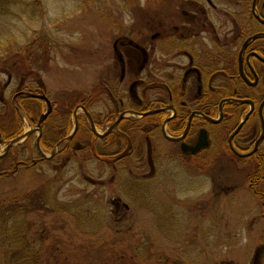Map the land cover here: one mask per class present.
<instances>
[{"label": "rangeland", "instance_id": "rangeland-1", "mask_svg": "<svg viewBox=\"0 0 264 264\" xmlns=\"http://www.w3.org/2000/svg\"><path fill=\"white\" fill-rule=\"evenodd\" d=\"M211 1L217 6H236L232 0ZM249 1L238 3L248 6ZM193 2L206 3L1 1L0 6H9L0 9L3 40L24 49L40 38L48 47L37 72L29 73L23 65L11 76L0 71L2 98L14 107L18 99L12 101V97L20 91L45 94L57 117V113H67L65 104L71 97L87 92L95 100L100 89L104 101H93L89 111L95 113L96 129L102 132L110 122L103 119L112 118V101L117 96L124 98L128 88V83H119V73L111 65L113 41L125 35L135 40L149 36L153 51H158L159 38L150 36L162 22L172 28L174 6H192ZM30 82L35 84L28 88ZM111 91L116 96L109 98ZM8 112L7 106L0 110V120H11ZM102 112L104 118L99 115ZM78 118H85L81 109ZM15 119L22 131L35 127L28 124L22 109L16 111ZM58 122L49 126L52 134L57 127L63 128ZM38 134L35 130L0 159V169L7 170L6 175H0V203L29 192L45 199L44 206L27 213L18 210L7 223L6 215L0 213V264L6 260L10 239L16 246L24 241L41 264H264V200L253 192L256 185L250 176L254 167L234 164L226 153L208 154L207 159L163 160L159 153L167 150L168 144L156 128L150 132L155 171L145 177L149 173L145 132L134 134L132 154L126 157L128 165L122 170H111L97 158L99 150H110L103 147L102 140L91 141L95 152L81 150L74 140L71 148H65L70 141L56 147L51 159H39L32 137ZM3 147L0 143V154ZM40 148L49 154V149L41 144ZM262 148L264 160V143ZM18 160L27 166L12 171ZM33 160L36 162L30 164ZM257 185L264 193V179Z\"/></svg>", "mask_w": 264, "mask_h": 264}, {"label": "flooded vegetation", "instance_id": "flooded-vegetation-1", "mask_svg": "<svg viewBox=\"0 0 264 264\" xmlns=\"http://www.w3.org/2000/svg\"><path fill=\"white\" fill-rule=\"evenodd\" d=\"M205 2L174 6L172 28L162 22L160 29L150 36L152 40L159 38L158 51H153L154 45L147 39L149 36L135 40L125 35L113 41L111 65L119 73V83H128V88L124 98L117 96L115 102L112 101V118H106L103 112L99 115L111 124L120 113L128 110L158 111L141 117L126 114L110 133L100 138L105 140L110 136L107 144L102 142L110 150H99L97 158L111 170L126 169L128 163L125 160L132 154L134 134L145 132L149 167L145 177L153 175L156 163L150 132L156 128L168 144V149L159 153L163 160L199 156L207 159L208 154L226 153L234 164H248L253 168L255 159L263 154L264 135L256 150L248 156H238L233 150L249 152L264 127V103L261 105L264 97V0H250L248 6L238 0L231 2L236 6ZM101 91L98 89L95 103L104 101ZM112 95L116 96V92L111 91L109 98ZM19 97L20 92L14 94L12 101ZM0 100L3 101L1 95ZM16 103L14 106L18 111ZM93 115L95 117V113ZM242 120L238 131L234 132ZM19 122L13 117L0 120V140H9L3 139V134L9 136L13 129L14 135L20 128ZM133 124L141 125L139 131H134ZM201 130L205 131L207 145L195 152L183 149V145H196ZM32 137L36 146V137ZM60 140L48 149L52 150ZM22 164L23 161H16L12 171ZM6 174L7 170H0V175Z\"/></svg>", "mask_w": 264, "mask_h": 264}, {"label": "trees", "instance_id": "trees-1", "mask_svg": "<svg viewBox=\"0 0 264 264\" xmlns=\"http://www.w3.org/2000/svg\"><path fill=\"white\" fill-rule=\"evenodd\" d=\"M1 1L5 0H0ZM36 2H39V0H36ZM9 6H0V9H6ZM44 41V42H43ZM48 52V47L45 43V39H34L30 43H28L24 49H17L11 40L2 39L0 37V71L7 72L9 76L12 75V71L16 70L19 65L26 66L29 69V73H34L38 71L39 66L41 65L40 62H42V58L47 57L46 54ZM40 63V65H39ZM43 66V65H42ZM33 82H30L29 84H26L28 88L33 87ZM3 89H0V95H2ZM36 92V91H35ZM92 93H82L77 94L73 97H71V102L65 104V108L67 109V116L66 114L63 115V112H60V115L57 113V117L55 116L56 110L55 107H52V111L49 113V115L42 121L41 124V132H40V144L44 148H49L53 143H55L57 140H60L61 138H64L70 131L71 128V122H70V112L74 110V108L78 104H83V106L90 110L91 103L93 102ZM1 101V100H0ZM4 101V99H3ZM10 100H6L2 102V105L0 107V110H5L6 106L8 107V115L9 117L15 118L16 113V107H12L11 103H9ZM54 105V104H53ZM16 106L19 109H22L25 113V117L27 118L30 125L36 124L38 119L41 117V114L45 110V104L42 100L35 98L31 95H21L18 98V102L16 103ZM16 110V111H15ZM93 117V114H92ZM146 116L145 118H147ZM143 118V119H145ZM60 120V123H62L63 128L57 127L54 134H52L51 129L49 128L50 125L57 126L58 121ZM94 120V118H93ZM78 126L76 129V132L69 142V144L65 147H69L70 143L72 141H76L80 145L81 150H86L92 152L93 148H91V141H97L100 140V138L94 134L85 118H78L77 119ZM95 124L96 121L94 120ZM141 125L133 124L134 131H139V127ZM0 130H2L0 126ZM64 131L60 133L61 131ZM10 135L7 136L6 133L3 134V139H9L13 135V129H10ZM22 132L21 124L20 128L16 129L14 132V135L20 134ZM108 138L110 136H107L105 140L103 139V144L108 143ZM29 138H27L25 141H27ZM50 144V145H48ZM107 146V145H104ZM36 148V146L34 145ZM37 150V149H36ZM63 151H66L63 150ZM93 152H95L93 150ZM97 155V152L95 153ZM263 157L256 158L254 161V172L250 176V180L255 181V187H254V195L259 196L262 200H264V193L261 192L259 189V182L264 179V160ZM1 159V158H0ZM245 160H248V158H244ZM45 160V159H44ZM36 162V160H35ZM35 162H30V164H34ZM22 165H26L22 164ZM20 165V166H22ZM19 166V167H20ZM1 170V169H0ZM261 195V196H260ZM29 201V202H28ZM45 205V199L43 200L42 196L35 192H29L27 194H21L19 196H15L14 198H11L5 202L0 203V213L5 214L4 223L9 222L10 218L13 217L14 213H16L18 210L23 211V213L31 212L40 206ZM22 238L23 240L26 237V234L22 232ZM14 236V235H13ZM9 240L8 250L6 251V260L4 261V264H41L37 258L36 254L31 252L30 246H25L24 241L21 245L16 246L13 245V240Z\"/></svg>", "mask_w": 264, "mask_h": 264}, {"label": "water", "instance_id": "water-1", "mask_svg": "<svg viewBox=\"0 0 264 264\" xmlns=\"http://www.w3.org/2000/svg\"><path fill=\"white\" fill-rule=\"evenodd\" d=\"M20 93H23V92H20ZM33 97H37V98H40L42 99L45 103H46V106H47V109L41 114V117L39 118L38 122H37V125L35 128H32V129H28V130H25L23 133H21L20 135H17L13 138H11L10 140H8L4 147H3V150H2V153L0 154V157L3 156L6 151L14 144L22 141L27 135H29L34 129L38 130V132H40L41 130V122L47 117V115L51 112L52 110V103L51 101L48 99V97L45 95V94H31ZM237 101H249V100H238L236 99ZM264 103V97H263V100L261 102V105H263ZM78 109H81L83 114L86 116L87 120H88V123H89V127L91 129V131L93 133H95L97 136L103 138L105 137L108 133H110L114 127L117 125V123L119 122V120L125 116L126 114H134V115H138V116H143L145 114H149V113H154L156 111H158V109H153V110H150V111H147V112H134V111H125V112H122L118 115V117L116 118L115 121H113L110 125L107 126V128L102 131V132H98L97 129H96V126L93 122V119H92V116L91 114L88 112V110L84 107V106H77L75 108V110L73 111V127H72V130L71 132L63 139H61L60 141H58L55 145V148L57 146H59L60 143L62 142H67L69 141L73 135L75 134L76 132V129H77V110ZM244 119H246V116L244 117ZM243 123V120L240 122V124L238 125V127L235 129L234 132H237L238 129L240 128V126L242 125ZM262 127H263V120H262ZM264 135V127L262 128V133L261 135L259 136V138L257 139V141L255 142L254 144V147L253 149H251L249 152H246V153H240V152H237L235 150H233L238 156H248L250 154H252L255 150H256V147H257V144H258V141L263 137ZM38 139L39 137L37 136L36 137V140H37V148L40 152V155L43 157V158H46V157H51L52 155H54L55 153V149L53 148L50 152L49 155H46L42 152V150L40 149V145L38 143ZM1 142V140H0ZM207 145V141H206V134H205V131L204 130H201L200 133H199V139H198V142L196 143L195 146L193 147H187V146H184L183 145V149L185 150H190L192 152H195L197 150H199L201 147H204ZM232 147V146H231Z\"/></svg>", "mask_w": 264, "mask_h": 264}]
</instances>
